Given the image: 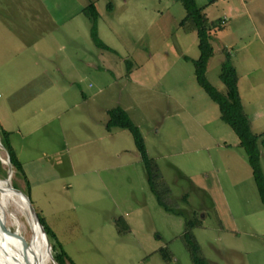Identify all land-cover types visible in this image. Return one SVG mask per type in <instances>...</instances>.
Returning a JSON list of instances; mask_svg holds the SVG:
<instances>
[{"label":"rangeland","instance_id":"rangeland-1","mask_svg":"<svg viewBox=\"0 0 264 264\" xmlns=\"http://www.w3.org/2000/svg\"><path fill=\"white\" fill-rule=\"evenodd\" d=\"M195 1L210 25L207 79L226 91L228 57L251 127L264 132V0ZM90 4L107 47L91 36ZM185 15L181 0H0V130L25 174L12 180L75 264H194L189 219L207 264H264V203L237 134L196 79ZM114 106L139 127L169 209L131 132L105 127ZM9 165L0 141V169ZM11 202L7 224L29 241L26 208Z\"/></svg>","mask_w":264,"mask_h":264},{"label":"trees","instance_id":"trees-1","mask_svg":"<svg viewBox=\"0 0 264 264\" xmlns=\"http://www.w3.org/2000/svg\"><path fill=\"white\" fill-rule=\"evenodd\" d=\"M181 1L186 9V15L181 20V24L189 23L196 29L198 35V46L200 49V55L198 58L194 59L196 79L198 83L204 88V90L209 94V96L218 103L222 120L228 123L237 134L239 144L245 149L248 161L251 165L252 173L260 194V199L264 203V173L262 171L260 163V147L264 149V132L257 133L251 127L250 118L243 108L238 88L237 70L228 57L222 60L219 74L220 79L226 86V91H219L207 79L205 75L206 65L208 59L210 58L213 52V47L209 40L210 25L208 23V20L206 19L205 13L203 12V7L197 5L195 0ZM91 5L92 4L86 7L87 11L91 10L92 12L91 36L95 39V42L98 45H103L104 47H107V45L103 44L98 37L95 25L97 15L94 7ZM107 113L108 118L105 121V127L107 129L110 130L113 127H122L128 129L131 132L136 148L144 163V167L147 173V178L151 189L156 195L158 202L161 205L165 206V208L169 209L166 201H164L162 197V193L156 187L155 177H157L159 174L158 172H155L156 170L152 166V162L148 156L145 142L139 127L134 123L129 113L120 106L108 108ZM1 136L3 137V139H5V141H3ZM0 141L7 151L9 162L13 168L12 172H14V169H16L24 174L22 161L19 159L14 148L12 147V144L10 143L9 131L2 126L0 130ZM7 141L8 147H6ZM0 172L5 173L6 170L4 169L2 171L0 169ZM0 182L6 187H9L6 178H2L0 176ZM39 219L43 224L48 239L51 243L52 255L55 261L58 264H66L67 261L71 264H75V262L72 260V258L68 255V253L63 247L56 245L54 240L51 241L50 238L52 237L54 239L56 237V234L45 222H43L40 216ZM196 224L197 223L192 219L186 221V230L184 231V238L190 250V255L193 263L207 264L206 259L203 258L199 253L198 243H196V241L192 237L191 229ZM163 258L165 260H169L170 256H168L166 252H163Z\"/></svg>","mask_w":264,"mask_h":264},{"label":"bare ground","instance_id":"bare-ground-1","mask_svg":"<svg viewBox=\"0 0 264 264\" xmlns=\"http://www.w3.org/2000/svg\"><path fill=\"white\" fill-rule=\"evenodd\" d=\"M6 181L9 187H6L0 182V221L4 222L7 229L4 230L0 226V264H46L44 246L47 248V254H49V247L46 236L37 227L38 225L36 219L32 214H30V211L28 209V203L22 200V198H20V196L12 190L9 184V180L6 179ZM11 200L20 203L21 205H23V207L26 208L29 218L28 221H30L33 234L32 238L26 243H24L23 239L20 237L23 236V238H25V235L20 231V228H15L16 234H14L13 229H11L7 224V208ZM5 254L9 258L8 263L4 262V257H6Z\"/></svg>","mask_w":264,"mask_h":264},{"label":"water","instance_id":"water-1","mask_svg":"<svg viewBox=\"0 0 264 264\" xmlns=\"http://www.w3.org/2000/svg\"><path fill=\"white\" fill-rule=\"evenodd\" d=\"M11 172H12V168H11V165H9V166H8V169H7V171H6L5 173H4V172H0V176H3L4 178L8 179V180H9L10 187L12 188V190H13L14 192H16V193L20 196V198H22V200H24V201H26V202L28 203V206H29L28 209H29V211H30V214H32L33 217H35L36 222H37V225H38L37 227H38L39 230H41V232L44 233L45 236H46V239H47V242H48V247H49V248H48L49 255L52 257L53 260H55V259L53 258L52 253H51V243H50V241H49V239H48V236H47V233H46V231H45V228H44L43 224L41 223V221H40V219H39V216H38V214H37L36 209L34 208L32 202H31V200H30L29 195H28L26 192H24L23 190L19 189L18 187H16V186L14 185V182H13V180H12ZM27 219H28V218H27ZM0 226L2 227V229L7 230V229H6V226H5V224H4L3 221H0ZM32 236H33V234H31V237H29V240L32 238ZM20 237L23 239L24 243H26V242L28 241V240H26L25 238H23V236H20ZM54 263L57 264V262H55V261H54Z\"/></svg>","mask_w":264,"mask_h":264},{"label":"crops","instance_id":"crops-1","mask_svg":"<svg viewBox=\"0 0 264 264\" xmlns=\"http://www.w3.org/2000/svg\"><path fill=\"white\" fill-rule=\"evenodd\" d=\"M111 130V129H110Z\"/></svg>","mask_w":264,"mask_h":264}]
</instances>
